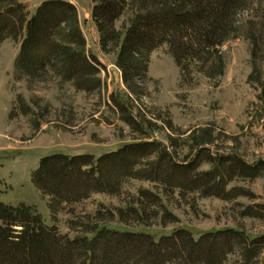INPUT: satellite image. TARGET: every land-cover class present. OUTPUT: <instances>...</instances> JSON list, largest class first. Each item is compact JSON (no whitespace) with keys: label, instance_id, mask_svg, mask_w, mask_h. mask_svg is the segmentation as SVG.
Masks as SVG:
<instances>
[{"label":"rangeland","instance_id":"rangeland-1","mask_svg":"<svg viewBox=\"0 0 264 264\" xmlns=\"http://www.w3.org/2000/svg\"><path fill=\"white\" fill-rule=\"evenodd\" d=\"M21 1L31 17L45 0ZM68 1L79 11L85 51L103 64L102 84L86 91L52 72L27 76L17 67L21 39L10 37L0 43V201L34 207L45 223L71 237L99 218L111 228L145 231L157 239L179 229L199 239L206 232L227 228L243 231L250 239L264 237V208H260L264 173L231 181L227 190L248 193L230 200L195 192L164 193L157 183L129 179L118 193H93L69 204L44 193L34 182L43 157L91 154L97 159L146 137L162 142L179 160L194 157L202 148L213 157L238 155L251 164L264 160V0H248L238 15L237 35L220 48L221 75L209 77L195 70L190 80L169 46L162 45L151 55L140 97L125 84L116 65V49L103 50L93 1ZM131 14L127 10L116 22L122 38ZM129 118L139 123V130ZM211 168L206 161L200 167ZM143 189L158 195L163 206L147 204ZM142 200L146 210L135 217L129 207ZM248 207L256 215H246ZM119 209L126 212L123 219ZM257 250L248 260L239 248L220 264H264V242Z\"/></svg>","mask_w":264,"mask_h":264},{"label":"trees","instance_id":"trees-1","mask_svg":"<svg viewBox=\"0 0 264 264\" xmlns=\"http://www.w3.org/2000/svg\"><path fill=\"white\" fill-rule=\"evenodd\" d=\"M92 1L103 50L116 49V65L124 82L140 97L151 55L162 45L169 46L182 74L190 80L195 70L209 77L221 75L224 60L220 48L237 35V17L248 0ZM127 10L132 14L122 38L116 22ZM10 37L21 39L17 67L25 75L42 77L52 72L86 91L101 86L103 64L84 49L74 3L45 0L29 17L21 0H0V43ZM253 43L257 45L255 40ZM129 123L140 129L133 118ZM204 161L212 164L210 170L200 169ZM263 173L264 160L251 164L238 155L213 157L206 148L179 160L162 142L146 137L97 159L91 154L43 157L34 182L44 193L69 204L93 193H118L129 179L157 183L164 193L186 196L195 192L230 200L248 193L239 188L227 190L231 181L254 179ZM140 193L147 204L163 206L152 191ZM145 201L131 205L129 211L140 218ZM125 213L119 209L122 219ZM244 213L256 215L251 207ZM100 221L106 219L87 224L82 234L71 237L45 223L34 207L0 201V264H220L239 248L250 260L264 242V237L250 239L234 228L206 232L199 239L189 230L179 229L157 239L145 231H122Z\"/></svg>","mask_w":264,"mask_h":264}]
</instances>
